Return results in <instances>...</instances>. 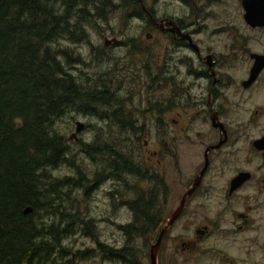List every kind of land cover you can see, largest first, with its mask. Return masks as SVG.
Returning <instances> with one entry per match:
<instances>
[{"label": "flooded vegetation", "instance_id": "flooded-vegetation-1", "mask_svg": "<svg viewBox=\"0 0 264 264\" xmlns=\"http://www.w3.org/2000/svg\"><path fill=\"white\" fill-rule=\"evenodd\" d=\"M142 1L145 7V11L141 9L144 18L133 17L131 19L145 24L141 32L148 29V32L144 31L145 39L150 40L155 54L150 69V83L153 91L162 90L161 93H163L164 90L166 96L165 101L157 100L158 95L155 93V100L151 103V137L153 140L150 142L152 149H148L146 158L149 163H152L154 171L145 170L142 168L144 166L138 167L134 160L138 175L126 174L125 167L122 165L123 160L116 162L113 159L107 165L110 177L106 178L117 181L120 189L127 182L123 180V177H133L132 181L148 185L146 190H142L139 186L141 194L133 199L135 200V214L138 217L137 224H139V227L136 226V231L141 233L143 230L147 233L145 237L149 248L148 264L151 246L157 243L170 216L180 209L179 216L160 240L157 264H181L178 256L181 260L185 258L192 260L201 256L202 253L210 257L217 253L219 257L216 261H222L224 258L232 263L235 258V262L239 263L242 260L244 264H247L249 262L247 259L254 256V247H257L256 250L260 252L264 250V242L253 241L251 235L254 222L253 206H247L244 212L236 213L231 209V201L244 191H249L245 197L248 201L264 196V180H261L260 185L256 187L254 195L252 173L238 170L233 176L220 182L219 177H213V171L221 152L224 151L229 155L232 153L231 147L236 143V139L232 140L234 134L232 135L228 128L229 124L221 121V101H229L225 91L238 83L244 90H248L264 73L263 68L256 80L250 86L245 87L244 83L248 79L238 81L232 73L233 66L239 60L247 58L249 64L247 78H249L254 65L252 56H264V50L256 51L254 45V42H257L264 47V35L257 37L253 33H264V27H252L246 23L244 17H242L244 26L240 28L236 26L234 19L200 18L197 16L196 9L199 7L196 0H178L185 7L193 10L194 17L192 18L159 15L154 9L146 7L145 0ZM157 1L159 0H154V2ZM242 1L244 0H241V7ZM222 2L223 0L203 1L208 6ZM205 19L211 22L210 28H205ZM141 32L134 34V37L141 38ZM134 37L129 38L128 36L126 41L129 44H127L121 40L120 35L103 36V48L125 47L128 48V53L138 52L139 46L136 45L137 39ZM141 41L144 42L142 38ZM155 62V67H153ZM105 93L106 96L112 95L107 90ZM108 105L110 106V103ZM117 105L118 103H115L111 106L113 109H108L106 118L110 119V113L116 112L119 116L116 123L120 128H124L123 130L128 133L136 134L139 131L136 119L129 120L124 113L122 115ZM199 122L207 124L208 132H210L207 137L211 139L200 151L199 161L195 163L187 159L188 155L181 150V147L192 145V140H198L203 134L201 130L196 129ZM262 137L264 135L260 138ZM219 144L220 146L217 147ZM146 145L147 142H145L144 149H147ZM160 153L161 158H159ZM256 153L262 156V152L256 151ZM224 157L226 158V155ZM163 159L170 167L166 169L161 167ZM205 165L207 167L203 173ZM165 170L167 172L170 170L169 174L176 177L172 178L173 183L162 176ZM240 173H249L250 177L232 189L231 183ZM118 191H116L117 194ZM110 195L112 196L113 193ZM210 202H213V207L209 204ZM210 208L215 209L214 220L205 219L206 223H201L199 218L202 212ZM235 221L240 224L235 225ZM175 231L180 233L174 235ZM185 231L190 232L188 238L184 235L187 233ZM249 233L250 237L245 241L233 240L237 234L247 236ZM211 237L215 239L214 246L205 248L204 243ZM230 238L232 241L228 242ZM208 249H212L214 255L209 254ZM227 250H230V253ZM260 255L258 260L261 259L260 264H264V251Z\"/></svg>", "mask_w": 264, "mask_h": 264}, {"label": "rangeland", "instance_id": "rangeland-1", "mask_svg": "<svg viewBox=\"0 0 264 264\" xmlns=\"http://www.w3.org/2000/svg\"><path fill=\"white\" fill-rule=\"evenodd\" d=\"M120 1L114 0V5L117 6L111 11L106 10L104 22L97 21L91 27L90 25L86 26L87 38L85 40L77 44H71L66 38H63L64 40L59 43L60 48L69 49L71 52L73 51V55H79L80 62L71 64L72 68L69 67L68 69L73 77L77 79V82L81 84L82 90L94 92L97 91V87L104 85L105 90L112 94L114 100L108 102L110 106L108 103H103L104 105L92 107L94 110L92 114L85 115L77 111H67L55 121L53 130L64 138V142L68 147V156L67 164L53 170L52 174L58 179H78L81 176L83 179L81 181L86 187L91 186L87 194L84 193V187L73 188L69 193L70 200L67 203L68 210L66 212L72 213L74 211L78 215V221L83 220L85 223L91 219L92 226L89 225L87 229L84 225L81 226L78 221H75L72 225L74 234L63 241L65 248L71 252H82L86 249H97V243L114 249H122L124 246H128L132 252L131 262L133 261V264H148L147 254L149 248L145 237L147 233L143 230H141V233H136L135 230L134 238L127 240L119 229L121 226L131 225L134 220V215L125 206V203L139 197L141 194L139 186L142 190H146L148 185L132 181L133 177H123V180L127 182L120 189L117 181H113L111 178L107 180L106 177H110L107 169L108 163H111L113 159L114 161L120 159L114 154L110 155L108 150L111 148L112 151H120L118 154L122 158L128 156L132 158L133 162L134 160L137 162L138 167L144 166L143 169L154 171L152 163H149L146 158L148 149H152L150 142L153 140V137H151V103L155 100V93L158 95L157 100L165 101L166 96L164 90L163 93H161L162 90L159 92L157 90L153 91V86L150 83V69L155 54L150 40L145 39V32H148V29L141 32V29L145 28L144 23L141 24L131 18L125 19V11L118 7ZM196 1L199 7L196 9L198 11L197 16H200V18L218 17V20L229 18L234 19L237 27L244 26L242 20L244 11L241 7V0H223L222 3L211 6L205 5L204 0ZM145 2L148 9H154L159 15L166 14L175 18L194 17L193 10L185 7L178 0H159L157 2L145 0ZM204 23L205 28H210L211 22L206 20ZM140 32L144 42L141 41V38L134 37V34ZM253 34L257 37L264 35V33L257 32ZM113 35H120L121 40L127 44H129L126 41L127 37H134L137 39L136 45L139 46V51L128 53V48L125 47L104 49L103 36L111 37ZM259 44L261 43L254 42L255 50L263 51L264 47ZM61 61L64 64V58H61ZM155 64L156 62L153 67H155ZM248 70V60L244 58L234 64L232 73L238 81L247 80ZM225 93L229 101H221V121L229 124L228 128L232 135L234 134L232 140L236 139V143L231 147L232 153L229 155L225 154L224 151L221 152L220 159L217 160L218 163L213 171V177H219V181L224 182L225 179L233 176L235 171H248L253 175L252 187L255 195L256 187L260 185L261 180H264V158L256 153L252 147V142L264 135V73L250 89L244 90L238 83L230 90H226ZM109 97L107 96V98ZM115 103H118L117 106L122 115L124 113L125 116L129 117V120L136 119V125L139 129L136 134L124 131L123 127L124 130L120 128L116 123L119 118L116 112L110 113L111 117L109 114L110 119L106 118L109 112L108 109H113L111 106H114ZM77 124H82L83 129L76 137L72 138ZM196 129L203 132L198 138L200 142L193 139L192 145L181 147V150H184L188 155L187 159H191L195 163L199 161L200 151L211 139V137H207L210 132H208L206 123H197ZM145 142H147V149L143 148ZM88 146L92 148L87 153L85 150ZM224 155H226V158ZM161 156L160 153L159 158ZM161 162L162 168L170 167L166 160L163 159ZM191 169L192 167L190 172ZM169 172L170 170L168 172L165 170L162 176L173 183L172 178L176 177L170 175ZM116 191H118V194ZM111 193H113L112 196ZM248 194L249 191H244L237 195V198L231 201V209L236 213L244 212L247 206L252 205L254 222L251 235L253 241L264 242V196L248 201L245 200ZM209 204L212 207L214 206L213 202ZM214 217L215 209L210 208L208 211L202 212L199 221L206 223L205 219L212 221ZM236 224L240 223L235 221ZM137 227H139V224H137ZM179 233L175 231L174 235ZM184 235L188 238L190 232ZM249 235L250 233L247 236L237 234L233 240L245 241L250 237ZM227 241L231 242L232 240L230 238ZM214 244L215 239L211 237L203 246L209 248L213 247ZM256 248L253 249L254 256L247 259L249 261L247 264L261 263V259H258L261 256L260 253L264 250L260 252ZM208 250L210 251L209 254L214 255L212 249ZM227 252L230 253V250H227ZM215 255L210 257L202 253L201 256L192 260L186 258L181 260L179 256L177 258L181 264H244L242 260L239 263L235 262V258H233L234 262L232 263L224 258L221 259L222 261H216L219 256L217 253ZM77 264L130 263L110 261L96 253L93 259L79 261Z\"/></svg>", "mask_w": 264, "mask_h": 264}, {"label": "trees", "instance_id": "trees-1", "mask_svg": "<svg viewBox=\"0 0 264 264\" xmlns=\"http://www.w3.org/2000/svg\"><path fill=\"white\" fill-rule=\"evenodd\" d=\"M114 4V0H0V264H77L96 253L133 264L128 246L114 249L97 243V249L82 252L64 247L79 219L74 211L66 212L69 193L84 187L87 194L91 186L87 188L81 176L58 179L52 174L67 164L68 156L64 138L53 130L55 121L67 111L92 114V107L114 100L107 98L104 86L94 92L82 90L68 69L80 62L79 55L59 43L63 38L71 44L85 40L86 26L105 21L106 10ZM118 7L125 11V19L144 18L136 0H121ZM108 151L120 157L116 162L123 160L126 174L138 175L132 159ZM134 201L125 203L133 223L119 228L127 240L134 238L137 226ZM27 208L31 212L25 214ZM78 223L92 226L91 219Z\"/></svg>", "mask_w": 264, "mask_h": 264}, {"label": "water", "instance_id": "water-1", "mask_svg": "<svg viewBox=\"0 0 264 264\" xmlns=\"http://www.w3.org/2000/svg\"><path fill=\"white\" fill-rule=\"evenodd\" d=\"M136 1L141 7V9L145 11L143 1L142 0H136ZM242 8L244 11V15H243L244 20L246 21L248 25L252 27H264V0H244L242 1ZM105 42H107V40ZM104 45L107 46V44H104ZM252 58L254 59V65L250 71L248 80L244 83L245 87L250 86L256 80L261 70L264 68V56L253 55ZM220 128L222 130V126H220ZM82 129H83V125L77 124L75 134L72 135V138L76 137V135L80 133ZM219 146L220 144L217 147ZM252 146L256 151L262 152V156L264 157V137L255 140L252 143ZM206 167L207 166L205 165V168L203 169V173L205 172ZM249 177H250L249 173H240L232 181L231 183L232 189L239 186L242 181L248 180ZM29 212H31V208H27L24 213L28 214ZM180 212H181V209L180 211L178 210L174 212L172 216H170L165 228L161 231L159 235V239L157 243L151 246L150 253H149V264H157V253L159 249L160 240L165 234V232L171 227L174 220L179 216Z\"/></svg>", "mask_w": 264, "mask_h": 264}]
</instances>
